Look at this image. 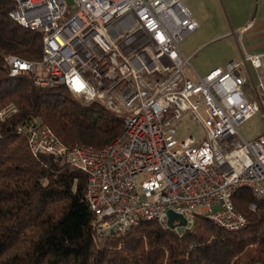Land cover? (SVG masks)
Instances as JSON below:
<instances>
[{
  "label": "built area",
  "instance_id": "1",
  "mask_svg": "<svg viewBox=\"0 0 264 264\" xmlns=\"http://www.w3.org/2000/svg\"><path fill=\"white\" fill-rule=\"evenodd\" d=\"M72 1L13 0L9 18L41 36L42 58L5 54L4 62L10 77L64 87L122 121L120 136L100 148L68 149L38 118L18 128L34 157L51 155L86 175L94 242L144 222L169 230L170 211L187 227L200 215L223 230H243L247 220L233 195L247 190L264 201V133L246 141L238 130L259 111L264 119V82L249 100L240 74L247 63L258 70L259 56L242 50L241 61L191 80L179 45L199 26L181 0ZM16 112L8 106L0 120ZM184 116L201 135L177 136Z\"/></svg>",
  "mask_w": 264,
  "mask_h": 264
},
{
  "label": "trees",
  "instance_id": "2",
  "mask_svg": "<svg viewBox=\"0 0 264 264\" xmlns=\"http://www.w3.org/2000/svg\"><path fill=\"white\" fill-rule=\"evenodd\" d=\"M13 8V0H0V111L17 110L0 120V264H264V201L247 190L232 197L247 220L243 230L226 231L194 215L186 228L144 222L94 242L86 175L51 155L34 157L18 128L38 118L68 149L100 148L120 136L122 121L64 87L42 89L10 77L5 54L28 62L42 58L41 36L13 23Z\"/></svg>",
  "mask_w": 264,
  "mask_h": 264
},
{
  "label": "rangeland",
  "instance_id": "3",
  "mask_svg": "<svg viewBox=\"0 0 264 264\" xmlns=\"http://www.w3.org/2000/svg\"><path fill=\"white\" fill-rule=\"evenodd\" d=\"M186 6L196 5L200 10V27L196 32L186 37L179 45L182 55L189 59L190 68L186 75L194 80L195 76L201 77L205 70H211L219 65H225L231 60H238L242 50L241 43L235 41L230 29L231 14L228 6L221 0H181ZM72 5V0H66ZM244 92L249 100L250 87L245 86ZM177 136L184 137L188 134L201 135L199 126L187 121L184 116L181 122L176 124ZM241 137L246 141H252L264 133V119L261 111L255 113L250 119L239 127ZM140 182V181H139ZM218 210L219 207L214 208Z\"/></svg>",
  "mask_w": 264,
  "mask_h": 264
},
{
  "label": "crops",
  "instance_id": "4",
  "mask_svg": "<svg viewBox=\"0 0 264 264\" xmlns=\"http://www.w3.org/2000/svg\"><path fill=\"white\" fill-rule=\"evenodd\" d=\"M221 2H224L230 11L229 24L235 41L241 43L242 50L247 54L259 56L260 59L258 70L247 63L246 69L240 71V74L246 78L245 86L250 87V97L253 100V87L257 86L259 82H264V0H221ZM185 7L200 27L201 13L198 7L194 4ZM242 50L239 52L240 58L230 62L241 61L243 57ZM211 70H205L204 75Z\"/></svg>",
  "mask_w": 264,
  "mask_h": 264
},
{
  "label": "water",
  "instance_id": "5",
  "mask_svg": "<svg viewBox=\"0 0 264 264\" xmlns=\"http://www.w3.org/2000/svg\"><path fill=\"white\" fill-rule=\"evenodd\" d=\"M177 222V224H175ZM168 226L170 229L174 230L176 228H186L187 227V221L186 219L173 212H168Z\"/></svg>",
  "mask_w": 264,
  "mask_h": 264
}]
</instances>
